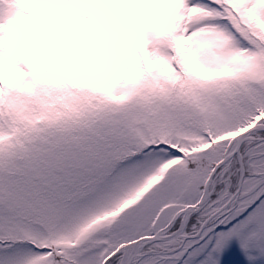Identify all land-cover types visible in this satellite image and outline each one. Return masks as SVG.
<instances>
[{"label": "snow or ice", "instance_id": "obj_1", "mask_svg": "<svg viewBox=\"0 0 264 264\" xmlns=\"http://www.w3.org/2000/svg\"><path fill=\"white\" fill-rule=\"evenodd\" d=\"M0 264H264V0H0Z\"/></svg>", "mask_w": 264, "mask_h": 264}]
</instances>
